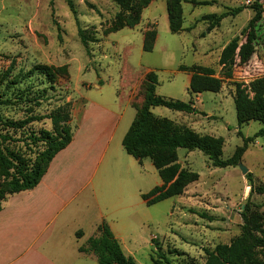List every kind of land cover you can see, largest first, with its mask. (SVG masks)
Wrapping results in <instances>:
<instances>
[{"label": "rangeland", "instance_id": "rangeland-1", "mask_svg": "<svg viewBox=\"0 0 264 264\" xmlns=\"http://www.w3.org/2000/svg\"><path fill=\"white\" fill-rule=\"evenodd\" d=\"M71 2L75 15L65 0H0V134L15 140L8 147L13 154L36 161L42 147L29 142L40 130L50 131L51 125L49 120L35 118L47 116L65 104L71 107L69 98L91 97L88 92H94L97 79L128 93L131 84L150 70L148 73L158 78V96L189 102L186 81L190 74L180 71L175 75L180 66L212 69L222 80L221 88L217 93L192 97L197 114L158 107L152 113L155 117L189 126L201 136L221 138L222 160L232 157L243 138H253L260 130L258 122L238 128L233 99L236 84L247 86L264 77V17L250 60L245 64L235 61L230 78L222 76L218 65L222 49L233 38L243 43L240 33L254 16L253 0H180L182 31L177 34L170 33L163 9L170 0H151L146 8L153 4L156 7L144 11L137 26L114 33L111 31L120 9L110 0ZM260 3L264 7V0ZM236 8L243 10L222 19L207 32L209 22L203 20L205 16H218ZM78 29L88 41L86 47L80 43ZM143 34L147 44L154 45L149 53L142 50ZM38 65L52 70V85L37 72L29 73ZM140 85L135 105L144 99ZM9 122L22 128L8 129ZM177 157L181 168L196 173L198 180L180 196L146 207L147 221L120 243L135 264H165L163 258L170 264H204L206 251L228 245L240 235L245 207L248 214L257 216L264 230V195L250 194L246 178L249 173L254 187L264 185V136L249 144L240 159L248 170L246 175L237 166L212 167L197 150L179 149Z\"/></svg>", "mask_w": 264, "mask_h": 264}, {"label": "trees", "instance_id": "trees-1", "mask_svg": "<svg viewBox=\"0 0 264 264\" xmlns=\"http://www.w3.org/2000/svg\"><path fill=\"white\" fill-rule=\"evenodd\" d=\"M69 11L75 15L71 0H65ZM119 9L116 22L111 33L123 28L133 29L141 20V13L151 0H110ZM261 0H253L251 9L253 18L241 31L243 43L239 44V38H233L221 51L218 65L224 78L232 76V67L235 61L239 64L247 63L255 53L259 40V24L264 17V7ZM180 0H170L166 7L168 15L169 31L177 34L182 31L179 18ZM243 9L236 8L216 15L205 16L208 21L207 32L214 29L222 19L235 16ZM78 29V36L83 47L88 41ZM147 36L143 34L142 50L146 53L152 51L154 45L147 44ZM179 71L190 74L187 87L188 96L192 99L203 93H217L222 84L220 78L215 77V72L210 68L201 66H180ZM37 72L52 85L54 83L53 72L45 66H36L29 73ZM144 93L143 102L135 105L136 116L122 140L125 153L134 158L138 163L149 160L162 182L161 186L153 188L150 192L141 196L146 206H153L167 199L180 196L186 187L198 180L196 173L181 168L178 163L177 150H197L201 152L214 168L236 167L241 157L257 137L264 136V77L251 81L247 86L235 85L234 107L238 128L249 122L261 124L260 130L253 138H243V144L237 148L231 158L222 160L223 140L211 136H201L190 128L177 125L174 122L155 117L151 109L162 107L173 112L184 114H197L193 108L192 100L180 102L165 99L156 95L157 76L153 73L145 75L140 85ZM1 104V103H0ZM69 104L55 109L47 116L35 118L49 120L51 130H40L37 136H32L30 145L42 147L37 153L36 161H25L20 155L8 150L11 143H15L10 136L0 134V210L5 199L13 194L34 189L45 174L54 156L63 150L71 141ZM11 130L22 128L14 122L6 126ZM238 135H241L238 132ZM250 194L264 195V185L254 187L251 182V174H247ZM204 217V216H203ZM242 225L240 235L228 245H217L212 251H206L204 264H264V230L257 216L248 214L245 207L241 213ZM259 236H256V235ZM77 232L76 237H81ZM79 252L91 253L96 257L97 264H135L134 260L126 256L120 243L114 238L108 226L102 223L97 228V236L87 240L85 247ZM162 257V255H161ZM165 264H170L163 258ZM194 264V263H188Z\"/></svg>", "mask_w": 264, "mask_h": 264}, {"label": "crops", "instance_id": "crops-1", "mask_svg": "<svg viewBox=\"0 0 264 264\" xmlns=\"http://www.w3.org/2000/svg\"><path fill=\"white\" fill-rule=\"evenodd\" d=\"M154 7L143 10L141 20ZM163 9L168 22L165 4ZM148 72L128 93L97 79L91 97L69 98L70 143L54 156L34 189L2 203L0 264H97L93 254L79 249L97 236L99 225L105 223L122 243L147 221L151 206L141 196L162 182L149 160L138 163L125 153L122 140L136 116V89Z\"/></svg>", "mask_w": 264, "mask_h": 264}, {"label": "water", "instance_id": "water-1", "mask_svg": "<svg viewBox=\"0 0 264 264\" xmlns=\"http://www.w3.org/2000/svg\"><path fill=\"white\" fill-rule=\"evenodd\" d=\"M237 167L240 170L242 175H246L248 173V170L244 168L240 163L237 164Z\"/></svg>", "mask_w": 264, "mask_h": 264}]
</instances>
